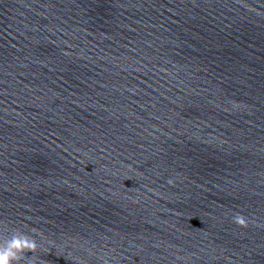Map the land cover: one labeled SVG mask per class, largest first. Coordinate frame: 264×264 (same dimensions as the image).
I'll use <instances>...</instances> for the list:
<instances>
[{
	"label": "water",
	"instance_id": "1",
	"mask_svg": "<svg viewBox=\"0 0 264 264\" xmlns=\"http://www.w3.org/2000/svg\"><path fill=\"white\" fill-rule=\"evenodd\" d=\"M14 237L25 264H264V0H0Z\"/></svg>",
	"mask_w": 264,
	"mask_h": 264
},
{
	"label": "clouds",
	"instance_id": "2",
	"mask_svg": "<svg viewBox=\"0 0 264 264\" xmlns=\"http://www.w3.org/2000/svg\"><path fill=\"white\" fill-rule=\"evenodd\" d=\"M169 183H172L169 181ZM233 222L240 228H247L248 223L242 215L234 217ZM38 250L37 244L33 241L29 242L27 238L20 240L12 238L5 242L3 247H0V264H25L27 254H35Z\"/></svg>",
	"mask_w": 264,
	"mask_h": 264
}]
</instances>
